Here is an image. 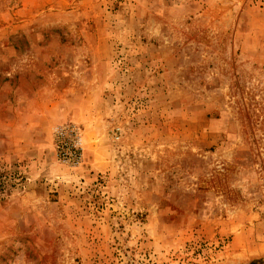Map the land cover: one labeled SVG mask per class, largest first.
<instances>
[{"label": "rangeland", "instance_id": "obj_1", "mask_svg": "<svg viewBox=\"0 0 264 264\" xmlns=\"http://www.w3.org/2000/svg\"><path fill=\"white\" fill-rule=\"evenodd\" d=\"M0 264H264V0H0Z\"/></svg>", "mask_w": 264, "mask_h": 264}]
</instances>
